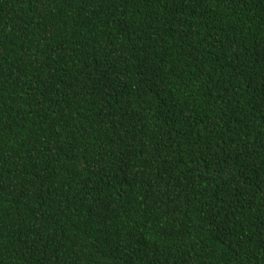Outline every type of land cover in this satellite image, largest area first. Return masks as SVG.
Listing matches in <instances>:
<instances>
[{"label": "trees", "instance_id": "obj_1", "mask_svg": "<svg viewBox=\"0 0 264 264\" xmlns=\"http://www.w3.org/2000/svg\"><path fill=\"white\" fill-rule=\"evenodd\" d=\"M0 264H264V0H0Z\"/></svg>", "mask_w": 264, "mask_h": 264}]
</instances>
